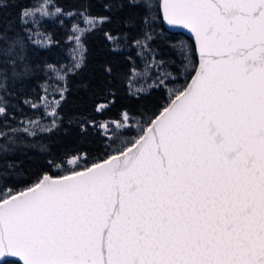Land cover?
Segmentation results:
<instances>
[{"label": "snow or ice", "instance_id": "snow-or-ice-1", "mask_svg": "<svg viewBox=\"0 0 264 264\" xmlns=\"http://www.w3.org/2000/svg\"><path fill=\"white\" fill-rule=\"evenodd\" d=\"M127 2L146 13L153 7L151 0ZM51 7L43 0L20 14L37 29L27 39L40 46L51 39L39 31ZM157 7L169 25L195 36L200 63L190 82L174 89L158 114L122 112L101 123L106 139L121 140L103 162L89 165L78 154L65 162L63 176L44 175L19 192L0 189V258L19 264H264V0H161ZM55 13L64 14L58 7ZM79 15L84 27L73 25L68 37L77 42L73 69L48 66L58 80L83 66L81 38L110 21ZM105 36L116 50L121 37ZM149 40L145 33L134 41L141 55L151 53ZM24 49V39L0 33L4 63L15 65ZM162 64L151 55L143 72L133 67L130 91L132 81L153 74L149 90L175 79ZM144 91L135 88L137 95ZM60 100L48 101L53 124ZM104 109L97 105L96 111ZM133 130V138L121 139Z\"/></svg>", "mask_w": 264, "mask_h": 264}, {"label": "trees", "instance_id": "trees-1", "mask_svg": "<svg viewBox=\"0 0 264 264\" xmlns=\"http://www.w3.org/2000/svg\"><path fill=\"white\" fill-rule=\"evenodd\" d=\"M52 1L64 14L39 22V31L51 38L45 46L27 39L37 29L20 19L22 10L34 7L38 0H6L7 6L0 8V33L25 41L23 59H18L15 65L0 60V134H3L0 135V189L19 192L45 174L63 176L68 170L65 162L78 154L85 156L89 165L104 161L121 140L113 144L102 134L99 125L119 119L122 112L136 114L138 118L158 114L168 104L170 93L189 82L197 66L192 40L164 27L157 7L160 0H151L153 7L147 13L143 7L130 6L127 0ZM85 11L96 17L107 16L110 21L81 38L86 48L83 66L68 71L65 79L58 80L48 66L65 71L73 69L76 41H69L68 37L73 35V25L84 26L79 13ZM105 33L121 37L116 50ZM145 33L151 36L148 41L151 53L141 55L134 41L143 40ZM151 55L163 62L161 71L175 79H169L164 87L149 90L147 85L155 79L153 74L132 81L134 88L130 91L132 68L143 72ZM137 87L145 91L137 95ZM52 96L60 100L55 107L59 115L54 124L49 115L53 109L48 107ZM97 105H104L105 109L97 112ZM37 120L49 123V127L24 131L27 122ZM134 135L133 130L121 139H131ZM2 264L19 262L6 260Z\"/></svg>", "mask_w": 264, "mask_h": 264}, {"label": "water", "instance_id": "water-1", "mask_svg": "<svg viewBox=\"0 0 264 264\" xmlns=\"http://www.w3.org/2000/svg\"><path fill=\"white\" fill-rule=\"evenodd\" d=\"M160 2H161V0H160ZM160 13H161V18H162V21H163V25H164V27H165L168 31H170V32H177V33H183L184 35H186L187 37H189V38L192 40V42H193V44H194V46H195V52H196V57H197V66H198L199 63H200V57H199V46H198V43H197V41H196V39H195L194 34L191 33L190 30L185 29V28H183V27H181V26H178V25H169V24L167 23V20L164 18L163 13H162L161 11H160ZM193 75H194V73H193ZM193 75H192V76H193ZM190 80H191V78H190ZM190 80H189V82H190ZM101 162H103V161H101ZM45 175L51 176L50 174H45ZM43 176H44V175H43ZM52 177H53V176H52ZM27 189H28V188H27ZM27 189H25V190H27ZM6 260H15V261L19 262V261H18V258H14V257H5V258H0V264H2L3 262H5Z\"/></svg>", "mask_w": 264, "mask_h": 264}, {"label": "rangeland", "instance_id": "rangeland-1", "mask_svg": "<svg viewBox=\"0 0 264 264\" xmlns=\"http://www.w3.org/2000/svg\"><path fill=\"white\" fill-rule=\"evenodd\" d=\"M42 2H43V0H38L37 4L42 3ZM50 4L52 7L49 10L53 13V15L51 17H45L43 19H40L39 22H41L42 20H45V19L54 18L58 15L55 13V9L57 7L54 5L52 0H50ZM76 55H78V53L75 51L74 56H76ZM49 115H50V117H52V112L49 113ZM25 127L29 128V130H37V129L46 130L49 127V123H45V121H42V120H37V121L31 122V123L27 122Z\"/></svg>", "mask_w": 264, "mask_h": 264}]
</instances>
